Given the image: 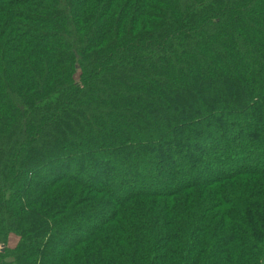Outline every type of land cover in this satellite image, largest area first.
Listing matches in <instances>:
<instances>
[{
	"label": "trees",
	"instance_id": "obj_1",
	"mask_svg": "<svg viewBox=\"0 0 264 264\" xmlns=\"http://www.w3.org/2000/svg\"><path fill=\"white\" fill-rule=\"evenodd\" d=\"M0 264H264V0H0Z\"/></svg>",
	"mask_w": 264,
	"mask_h": 264
},
{
	"label": "rangeland",
	"instance_id": "obj_2",
	"mask_svg": "<svg viewBox=\"0 0 264 264\" xmlns=\"http://www.w3.org/2000/svg\"><path fill=\"white\" fill-rule=\"evenodd\" d=\"M113 169H114V171H112ZM112 170H110V172H109V174H110L108 176L109 178H111V179H117V178L118 179H121V178L123 179V178H125V177L121 176V172L122 171L119 168L118 169L117 168L115 169V167H113ZM119 171H120V173L118 174ZM83 174H85V175H83ZM83 174H80L79 177H86V178H90L91 177L88 170H85V172H83ZM67 175H70V176L73 175V170L69 171L67 173ZM14 240H15L14 238L13 239L11 238L10 243H9V246H13L14 245V243H15Z\"/></svg>",
	"mask_w": 264,
	"mask_h": 264
}]
</instances>
